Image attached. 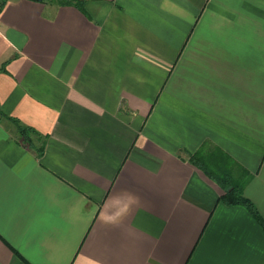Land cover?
I'll use <instances>...</instances> for the list:
<instances>
[{
	"label": "crops",
	"instance_id": "obj_1",
	"mask_svg": "<svg viewBox=\"0 0 264 264\" xmlns=\"http://www.w3.org/2000/svg\"><path fill=\"white\" fill-rule=\"evenodd\" d=\"M81 1L0 11V264H264L189 160L227 154L264 221V0Z\"/></svg>",
	"mask_w": 264,
	"mask_h": 264
},
{
	"label": "trees",
	"instance_id": "obj_2",
	"mask_svg": "<svg viewBox=\"0 0 264 264\" xmlns=\"http://www.w3.org/2000/svg\"><path fill=\"white\" fill-rule=\"evenodd\" d=\"M7 0H3L0 3V11L3 4ZM45 2V0H40ZM47 2L55 3L57 5L72 4L78 8H81V0H47ZM11 120L17 128L20 139L28 146L35 148L37 156H40L43 152L44 143L42 139L38 138L39 145L34 142L35 131L27 126H23L18 123L17 120ZM189 160L195 166L203 171V173L211 180L215 181L224 191V194L220 198L221 201L227 205L241 204L245 206L250 213L259 221L264 228V221L259 216L258 212L254 208L253 204L244 197L243 188L245 183L250 179V174L238 166L227 154L221 151L219 148L207 145L201 148V150L190 155ZM238 167V175L234 176L233 169Z\"/></svg>",
	"mask_w": 264,
	"mask_h": 264
},
{
	"label": "rangeland",
	"instance_id": "obj_3",
	"mask_svg": "<svg viewBox=\"0 0 264 264\" xmlns=\"http://www.w3.org/2000/svg\"><path fill=\"white\" fill-rule=\"evenodd\" d=\"M3 0H0V3L2 2ZM12 122V121H11ZM13 123V122H12ZM14 124V123H13ZM15 125V124H14ZM16 126V125H15Z\"/></svg>",
	"mask_w": 264,
	"mask_h": 264
}]
</instances>
